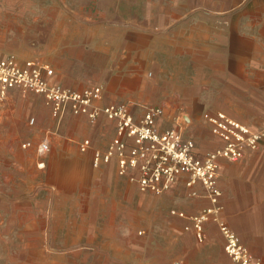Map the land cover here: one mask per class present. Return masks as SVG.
<instances>
[{
    "label": "rangeland",
    "instance_id": "rangeland-1",
    "mask_svg": "<svg viewBox=\"0 0 264 264\" xmlns=\"http://www.w3.org/2000/svg\"><path fill=\"white\" fill-rule=\"evenodd\" d=\"M49 1L0 0V58L7 53H15L21 61H51L55 67V60L61 58L56 57L62 55L63 51L54 53L52 49L51 31L54 24L59 25L62 35L74 36L76 41L84 32L113 35L116 28L129 37L156 36L162 32L174 36L179 33L171 31H184L197 14L201 19H211L228 13L210 9L209 3L204 2L208 0H163L170 3L188 2L192 7L198 3L200 5L198 11L163 12L167 20L163 22L162 19L161 23L158 18L160 11L54 12L45 7L33 9L31 5L33 2L46 4ZM254 1L233 0V3L243 4L241 8L246 5L254 8ZM241 8L238 6L232 13L240 12ZM85 21L101 24L107 32L101 29L85 31L81 27ZM137 43L142 42L137 39ZM158 45V42L153 44L156 47L146 54L153 62L151 64L150 61L144 68L148 82L152 83L151 89L144 92L146 98L143 102L127 103L131 105L136 121L141 119L145 107H163L164 116L162 114L163 117L158 118V130L163 132L175 128L177 121H183L186 110L192 105L187 104L191 103L190 95L187 96L190 92L178 90L181 76L175 74L178 68L176 63L163 66V69L171 72L160 74V59L167 55L160 52ZM66 47L69 54V46ZM169 57L176 56L173 54ZM69 64V68L74 70L90 69V65L84 69L80 64ZM94 84L97 85L98 81L87 85ZM138 94L141 92H137L136 96ZM200 111L194 118L201 117L203 109ZM182 112L183 116L180 115ZM32 118L35 119L33 123ZM69 118L77 119L73 115ZM80 122L79 126L68 128L65 120L56 134H47L53 131L55 120L37 96L23 91L9 97L0 96V264H78L68 259L67 255L116 245L119 233L129 229L139 237L150 233L148 237L152 243L136 245L133 247L135 251L147 253L151 248H158L157 255L165 252L169 264H235L224 250L225 240L216 222L205 223L206 236L203 242H199L191 230L185 229L187 220L171 214V210L181 209L193 215L209 203L206 189L200 182L189 187L188 176L182 175L173 186L161 193L142 192L136 182L118 173L116 158L94 167L92 150L82 153L78 148V142L85 137L92 139L91 132L96 129L93 131L96 144L93 141L95 147L92 145V148L104 152L116 136V126L105 117H101L98 123L86 119ZM188 128L183 129L185 136L192 134ZM184 135L185 140L192 139L191 135ZM44 140L49 142L50 149L46 154L39 155L36 148ZM24 143L30 145L24 147ZM133 145L132 140H127L128 148ZM215 146L214 140L208 142L206 151ZM131 173L139 175L137 170ZM219 179L218 174L221 216L233 228L226 216L223 204L226 196ZM262 190L264 184L259 183L257 191L261 193ZM248 194L245 189L242 194L241 190L234 191L230 199L239 203L241 197ZM247 209L243 210V214ZM52 223L57 227H53ZM165 226L171 228L172 236L162 234L161 229ZM62 231L67 233L63 234ZM219 236L222 241H219ZM254 252L264 259L263 252Z\"/></svg>",
    "mask_w": 264,
    "mask_h": 264
},
{
    "label": "crops",
    "instance_id": "crops-1",
    "mask_svg": "<svg viewBox=\"0 0 264 264\" xmlns=\"http://www.w3.org/2000/svg\"><path fill=\"white\" fill-rule=\"evenodd\" d=\"M204 2L209 3L207 5L210 9L228 13L211 19H201L197 14L184 31H182L183 29L171 31L179 33L174 36L162 32L156 36L129 37L122 34L123 30L116 28L113 35L101 32L100 34L84 32L79 41H76L74 36L62 35L59 25L54 24L51 31L52 49L54 53L60 50L63 53L56 57L61 58H54L56 59L55 67L51 61L41 62L53 70V75L48 78L49 82L78 90L93 86L87 84L98 81L97 85L103 87L102 105L117 101L143 102L146 98L144 92L149 91L152 87V83L147 80L144 68L150 64V61L151 64L153 62L146 54L156 47L153 44L158 42L160 52L167 55L166 58L160 59V74L166 75L171 72L163 69V66L168 67L176 63L178 68L175 70V74L181 76L178 90L190 92L187 96L190 95L191 103L187 104L192 105V108L186 110V115L183 112L180 114L186 117L183 116L181 122L177 121L175 128L183 136V129L190 127L188 129L192 131V134L188 132L187 135H191V140L196 139L193 141L195 152L199 157H203L207 152L222 145L220 139L212 132L210 124L204 119V113L222 111L253 130L262 128L264 126V0H255L254 8L247 5L241 8L243 4L233 3V0ZM188 4V2L186 4L182 2L170 3L163 0L154 2L152 0L144 2L137 0H51L46 4L33 2L31 5L33 9L45 7L54 12L160 11L158 18L162 23V19H164L163 22L167 20L166 13L163 12L185 9L199 10L200 3L195 7ZM238 6L241 8L240 12L232 13ZM81 25L85 31L103 30V26L98 23L90 24L85 21ZM103 32L107 31L103 30ZM137 39H140L142 43H137ZM67 45L70 50L69 54H67ZM173 54L176 56L173 57L174 59L169 57ZM7 56H14L20 62L31 60L21 61L15 53H7L1 58ZM69 63L80 64L84 69L85 66L90 65L89 72L83 69H70ZM91 75L93 77H90ZM137 92H141V94L136 96ZM19 93L22 91L13 89L8 91L6 96ZM30 94L37 96L44 103L41 96ZM112 99L114 100L112 101ZM136 99L141 100L135 101ZM179 99L182 102L180 97ZM44 105L46 106L45 103ZM201 109H203L201 117L194 118L201 112ZM72 115L66 111L61 119L54 118L53 131H49L47 134H56L65 120L68 128L79 126L83 119L88 120L85 116L76 115L73 116L77 119H67ZM100 120L101 117L97 123ZM110 122L116 126L114 122ZM95 130L91 132L92 139L90 137L82 139H90L94 147V143L96 144ZM188 136L184 135V137ZM46 137L48 138V135ZM115 138H117V133ZM212 140L216 144L215 148L206 151L207 143ZM81 141L78 142V145ZM218 174L220 175L219 183L226 196L223 202L226 216L230 219L233 228L225 221L226 224L239 236L252 254L260 258L264 264L263 257L254 252H263L261 254L264 255V191L262 190L261 193L257 191L259 183L264 184V140L257 150H247L244 157L238 161L220 160ZM244 189L249 194L242 195L244 197H241L239 203L230 199L234 191L241 190L242 194ZM250 204L252 205L250 206ZM208 205L209 203L204 207ZM246 208L248 209L243 214V210ZM173 210L187 213L181 209ZM238 213H241L240 216ZM51 218L55 219L54 216ZM165 224L167 225V223ZM52 226L57 227L55 223H52ZM161 231L162 234L173 235L171 228L166 226ZM62 233H67V231H62ZM148 236L150 233L139 237L129 229L127 232L119 233L116 245L111 244L105 248L104 246L102 248L95 247L91 251L68 254L69 258H67L78 264H169L168 255L165 252L163 255L160 252L159 256L157 255L156 249L159 250L158 248H151L147 253L133 249L134 246L143 243L151 244V238ZM219 241H222L220 236Z\"/></svg>",
    "mask_w": 264,
    "mask_h": 264
},
{
    "label": "built area",
    "instance_id": "built-area-1",
    "mask_svg": "<svg viewBox=\"0 0 264 264\" xmlns=\"http://www.w3.org/2000/svg\"><path fill=\"white\" fill-rule=\"evenodd\" d=\"M52 75L53 70L38 61L20 62L14 56L1 58L0 96L5 97L8 91L18 89L41 96L57 120L69 111L76 116H85L91 122H96L100 117L114 122L117 138L104 152L93 149L88 138L78 145L82 153L92 150L94 167L116 158L118 173L136 182L142 192L161 193L173 186L182 175L188 176L189 187L200 182L206 189L209 205L193 215L178 210H171V214L187 220L185 229L191 230L199 242L205 239V223L216 222L225 240L224 250L235 264H263L222 218L217 176L220 160L238 161L247 150L258 149L264 140V126L253 130L225 112L204 113V119L222 145L199 157L195 152L194 141L185 140L178 129L158 130V118L164 112L161 106L145 107L141 119L136 121L131 105L127 102L101 104L102 86L74 90L51 84L48 78ZM127 140L134 143L132 148H128ZM26 145L30 144H23L24 147ZM42 145L45 146L43 154L50 149L47 140L40 142L36 148L39 155H43L40 153ZM133 170H137L139 175L132 174Z\"/></svg>",
    "mask_w": 264,
    "mask_h": 264
},
{
    "label": "clouds",
    "instance_id": "clouds-1",
    "mask_svg": "<svg viewBox=\"0 0 264 264\" xmlns=\"http://www.w3.org/2000/svg\"><path fill=\"white\" fill-rule=\"evenodd\" d=\"M44 151H45V146H44V145H42V146H41V149H40V153H41V154H43V153H44Z\"/></svg>",
    "mask_w": 264,
    "mask_h": 264
}]
</instances>
